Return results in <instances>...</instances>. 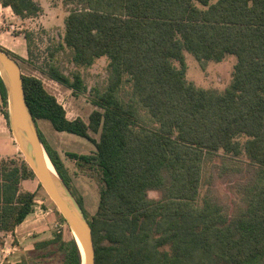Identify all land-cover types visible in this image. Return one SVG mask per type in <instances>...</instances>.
Instances as JSON below:
<instances>
[{"label":"trees","instance_id":"16d2710c","mask_svg":"<svg viewBox=\"0 0 264 264\" xmlns=\"http://www.w3.org/2000/svg\"><path fill=\"white\" fill-rule=\"evenodd\" d=\"M63 2L72 7L59 46L70 49L77 66L103 55L109 60L106 84L92 94L96 108L87 120L69 119L40 78L22 76L36 122L48 120L95 146L91 153H68L93 169L99 184L88 218L95 264H264V0ZM0 4L21 18L41 10L35 0ZM185 51L202 67L235 54L230 84L219 91L188 80ZM46 72L73 92L86 89L79 72L71 79L54 63ZM0 102L7 118L1 76ZM39 135L70 188L59 153ZM220 154L245 156L241 166L230 160L219 166L242 173L234 186L242 208L230 214L212 197L199 200L203 167ZM25 178L35 175L24 159H0V230H13L34 210L36 193L19 189ZM53 242L60 264H81L74 237L61 233L36 241L30 264H43ZM11 264L28 262L21 257Z\"/></svg>","mask_w":264,"mask_h":264},{"label":"rangeland","instance_id":"374dc122","mask_svg":"<svg viewBox=\"0 0 264 264\" xmlns=\"http://www.w3.org/2000/svg\"><path fill=\"white\" fill-rule=\"evenodd\" d=\"M35 1L40 4L41 10L35 16L26 18L17 16L10 7L0 4V47L9 51L17 60L23 74L33 75L42 80L45 89L53 94L64 107L69 119L81 117L87 120L90 112L96 108L91 101L94 89L102 90L106 84L109 60L107 56L103 55L95 58L91 65H75L71 60L70 49L59 46L64 32V20L72 5L65 4L63 0ZM184 54L188 80L200 87L219 91H223L230 84L236 63L235 54H228L220 61L207 60L203 67L191 53L185 51ZM50 63L58 66L71 79L74 72H79L86 89L81 92H73L70 87L49 77L46 70ZM3 111L4 108L0 102V115L5 118ZM5 120L8 122V118ZM35 124L44 141L59 153L65 165V171L70 178L71 189L69 187L68 189L74 193L75 198L80 200L86 217L90 218L95 213L99 199L97 177L93 169H88L84 165L78 166L68 153H91L95 148L94 144L77 134L55 130L48 120L39 119L37 122L35 121ZM91 135L98 138L97 133H91ZM10 136L12 137L11 132L0 133V148L2 150L14 151L13 142L15 141L12 137V142ZM6 156L0 155V159ZM17 156L24 159L20 150H18ZM222 160H230L233 164L241 166L245 162V156L230 157L229 159L220 154L207 161L203 167L199 200L212 197L220 207L225 208L230 214L242 208L234 192V186L241 179L242 173L230 170V168L220 169ZM219 172L222 174L220 175ZM34 179L38 181L36 177ZM35 193H37L35 199H42V201H34L35 212L33 211L29 216L28 231L23 234L25 237L20 242L14 238L12 243H15L17 248L6 256L2 264H11L21 257H25L30 264L29 259L33 256V251H31L33 247L29 248L31 243L34 245L39 240L53 239L57 233H61L63 239L72 236L66 221L53 215L55 213L53 202L39 181L38 191ZM148 195L154 198L159 197V193L155 190H150ZM3 242L0 236V246H3ZM8 243L10 244V238ZM49 249L53 253L46 255L39 262L60 264L62 253L57 248V243H51Z\"/></svg>","mask_w":264,"mask_h":264},{"label":"water","instance_id":"95a60500","mask_svg":"<svg viewBox=\"0 0 264 264\" xmlns=\"http://www.w3.org/2000/svg\"><path fill=\"white\" fill-rule=\"evenodd\" d=\"M22 74L17 60L0 47V76L6 90L7 118L12 137L25 162L68 224L81 253V264H95L92 228L82 206L58 175L45 150L25 100ZM48 160L57 178L50 171Z\"/></svg>","mask_w":264,"mask_h":264},{"label":"crops","instance_id":"0c3cea01","mask_svg":"<svg viewBox=\"0 0 264 264\" xmlns=\"http://www.w3.org/2000/svg\"><path fill=\"white\" fill-rule=\"evenodd\" d=\"M4 132H10L9 131V124L8 122L5 120L4 117H1L0 115V133H4ZM12 142H13V139L12 137L10 136ZM14 144V151H6V150H2L0 148V155H8V156H17L18 155V148H17V145L15 144V142H13ZM19 189L21 191H30V192H37L38 191V181H36L34 178H25V179H22L19 183ZM37 194V193H36ZM37 200H40L42 201V199H35V201ZM46 204V203H44ZM36 207V206H34ZM35 212V209L33 210ZM33 212H31L30 214H28L26 216V218L18 225L15 226V228L13 230H0V232H11L12 233V236L14 238H16L17 241H21L22 238L25 237V235L23 236V234H25L26 231H28V224H27V221L29 219V216L32 214ZM53 215L56 217V214L53 213ZM29 233V232H28ZM27 233V234H28ZM13 250L12 252H14L16 250V245L13 246ZM30 247H34L32 245V243L29 245V248Z\"/></svg>","mask_w":264,"mask_h":264},{"label":"built area","instance_id":"2783aa9c","mask_svg":"<svg viewBox=\"0 0 264 264\" xmlns=\"http://www.w3.org/2000/svg\"><path fill=\"white\" fill-rule=\"evenodd\" d=\"M0 236L3 239V246H0V264H2V261L6 258V256H8L12 250H13V246L15 245V243L13 244V240L14 237L12 236L11 232H0ZM10 238V244L8 243V240Z\"/></svg>","mask_w":264,"mask_h":264},{"label":"bare ground","instance_id":"6f19581e","mask_svg":"<svg viewBox=\"0 0 264 264\" xmlns=\"http://www.w3.org/2000/svg\"><path fill=\"white\" fill-rule=\"evenodd\" d=\"M48 167H49L50 171H51V172L56 176V178H57L56 171H55V169L53 168V166L51 165V163L49 162V160H48Z\"/></svg>","mask_w":264,"mask_h":264}]
</instances>
